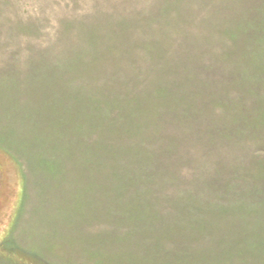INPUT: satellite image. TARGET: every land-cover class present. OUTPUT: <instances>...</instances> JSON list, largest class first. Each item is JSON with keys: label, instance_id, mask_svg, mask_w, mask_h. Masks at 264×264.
I'll return each instance as SVG.
<instances>
[{"label": "rangeland", "instance_id": "obj_1", "mask_svg": "<svg viewBox=\"0 0 264 264\" xmlns=\"http://www.w3.org/2000/svg\"><path fill=\"white\" fill-rule=\"evenodd\" d=\"M0 264H264V0H0Z\"/></svg>", "mask_w": 264, "mask_h": 264}]
</instances>
